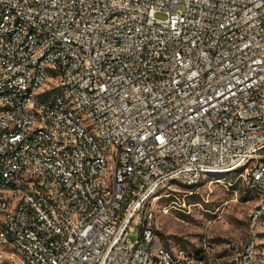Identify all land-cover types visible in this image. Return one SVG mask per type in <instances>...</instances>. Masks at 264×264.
Wrapping results in <instances>:
<instances>
[{
    "label": "built area",
    "instance_id": "obj_1",
    "mask_svg": "<svg viewBox=\"0 0 264 264\" xmlns=\"http://www.w3.org/2000/svg\"><path fill=\"white\" fill-rule=\"evenodd\" d=\"M238 172L264 264V0H0V264H195L149 204Z\"/></svg>",
    "mask_w": 264,
    "mask_h": 264
},
{
    "label": "rangeland",
    "instance_id": "obj_2",
    "mask_svg": "<svg viewBox=\"0 0 264 264\" xmlns=\"http://www.w3.org/2000/svg\"><path fill=\"white\" fill-rule=\"evenodd\" d=\"M156 18L165 19L161 14ZM238 175L206 176L197 187L172 185L161 191L149 204L157 241L175 254L195 258V264H231L229 246L246 243L250 218L259 202ZM256 232L262 234L263 229L258 226ZM128 240L137 242L138 230Z\"/></svg>",
    "mask_w": 264,
    "mask_h": 264
},
{
    "label": "trees",
    "instance_id": "obj_3",
    "mask_svg": "<svg viewBox=\"0 0 264 264\" xmlns=\"http://www.w3.org/2000/svg\"><path fill=\"white\" fill-rule=\"evenodd\" d=\"M192 188H194V187H192ZM196 257H197V259L200 258V257H201V253L198 252V253L196 254ZM194 259H195V258H194Z\"/></svg>",
    "mask_w": 264,
    "mask_h": 264
}]
</instances>
